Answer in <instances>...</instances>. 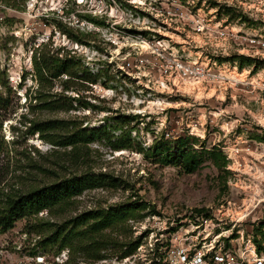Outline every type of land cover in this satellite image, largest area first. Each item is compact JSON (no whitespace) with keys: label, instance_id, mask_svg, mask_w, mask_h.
<instances>
[{"label":"rangeland","instance_id":"obj_1","mask_svg":"<svg viewBox=\"0 0 264 264\" xmlns=\"http://www.w3.org/2000/svg\"><path fill=\"white\" fill-rule=\"evenodd\" d=\"M45 1L0 0V91L6 98L0 105V201L6 193L74 174L90 173L101 183L73 195L70 206L43 209L0 231V264H152L149 242L156 236L164 241L169 227L206 218H213V234L230 227L234 234H254L264 220V151L258 145L264 141V57L243 62L248 56L240 42L194 26L203 21L214 29L224 19L264 34V5L257 18L230 17L216 0H122L117 18L70 5L77 22L73 13L45 11ZM38 46L64 48L79 60L74 89L64 91L78 97L73 107L68 97L44 103L45 95L62 91L67 75L42 87L34 77ZM169 57L201 65L208 75L186 76L180 68L165 73ZM46 119L103 126L110 139L94 137L82 149L85 157L74 160L71 145L53 144L35 131V123ZM180 138L201 156L193 172L160 161V151L175 149ZM119 140L127 147L115 149ZM235 146L242 155L236 162L226 156L223 166L222 152ZM209 150H217L216 157ZM117 207L126 208L123 216L95 233L91 244L72 239L60 248L64 232L54 237L55 230L70 227L80 214L88 220L76 229H87L97 215ZM229 217L241 220H222ZM139 237L143 244L124 255Z\"/></svg>","mask_w":264,"mask_h":264},{"label":"trees","instance_id":"obj_2","mask_svg":"<svg viewBox=\"0 0 264 264\" xmlns=\"http://www.w3.org/2000/svg\"><path fill=\"white\" fill-rule=\"evenodd\" d=\"M231 12L230 17H247L243 12H235L234 9L228 8ZM89 20L94 21L98 24H103L104 20L96 18L94 16H87ZM67 34L72 38L79 40V36L76 35L72 30H68ZM44 49V47L38 46L34 49V77L37 82L42 86H46L48 83H52L54 78L61 77V75H67L62 80V91H57L53 95H45L44 103L46 105H52L55 103H66V97H68L70 106L73 107V101L78 100L77 96H68L64 93L66 90L74 89L73 81L74 76H78L79 71V60L75 58L74 54H70L69 50L62 51L61 47L53 48L52 50ZM243 57V62L251 61L250 57ZM89 79V78H86ZM63 96V97H62ZM55 97V98H52ZM5 97L0 91V105H3ZM72 125V126H71ZM35 131L41 133L42 137L46 138L53 144L68 146L71 145L72 159L79 160L85 157V153L82 152L84 146H87V143L90 142L94 137L103 136L106 139H110L107 134H104L105 128L99 126L96 128H85L81 127L69 120L65 119H46L40 120L35 123ZM123 138V137H122ZM114 143V148H124L127 147V144L124 142ZM186 138H180L178 145L175 149L169 147L164 148L160 151V161L165 164H175L181 165V167L187 172H193L198 169L202 164L201 156L194 146H186ZM217 150H209V155L216 157ZM224 159L223 166L226 167V154L222 152ZM100 178L93 176L90 173L84 174H74L70 177L63 178L59 182L53 183L51 185L32 188L24 193L18 194H9L6 193L4 200L0 201V231L5 232L13 227L15 221L18 219L28 218L32 215L37 214L43 209L52 210L53 207L63 208L70 206V203L73 201L72 196L80 194L83 190L93 187L96 184H99ZM125 207L111 208L108 211L102 212L100 216H96L92 223H90L87 229H76V223H83L88 220L86 214H80L73 221L72 225L68 228L62 227L61 229L55 230L54 237L59 236L64 232V242L60 245V248L69 246L68 241L72 239H87L88 243L95 241L94 234L101 231L104 227L111 225L118 221L123 214L125 213ZM197 212L204 211V208H197ZM92 213V212H89ZM264 220L260 223L259 227H255V232L253 234V239L257 245L259 251H264ZM261 231L262 235H258V232ZM90 238L88 239V237ZM95 238V239H94ZM81 241V240H80ZM82 245L86 247L88 245ZM141 244V237H139L135 246L127 251L124 255H129L133 253L134 249Z\"/></svg>","mask_w":264,"mask_h":264},{"label":"built area","instance_id":"obj_3","mask_svg":"<svg viewBox=\"0 0 264 264\" xmlns=\"http://www.w3.org/2000/svg\"><path fill=\"white\" fill-rule=\"evenodd\" d=\"M45 2V11L59 9L62 14L73 13L74 17L77 16L70 10V5L84 6L87 12L94 15H109L116 18V12H122V0H46ZM130 2L135 3L134 0ZM216 2L217 6L222 7V10L234 8V10H239V12L252 15L255 18L258 17V11L263 12L261 6L264 5V0H216ZM136 3L141 4L142 2L136 1ZM231 23L225 22L224 19H218L213 29L210 23L205 24L203 21H199L194 28L197 32L208 28L207 31L210 35L214 34L225 42H240L242 44L240 52L248 57H264V34L256 31L254 27L247 26L245 22L239 25ZM211 30L213 31L211 32ZM157 41L161 43L160 39ZM143 42L145 43L143 46L148 44L145 39ZM221 45L225 46L224 43ZM143 55L139 56L141 60H143ZM194 65V62L186 63L169 57L165 63L164 71L171 75L174 74L173 70L176 71L180 68L184 70L186 76L196 78L199 77V73L208 75L204 67L201 65L194 67ZM258 145L264 151V141L258 142ZM240 149L238 146L231 149L226 148L224 153L228 159L236 162L242 155ZM253 152L254 149L250 154ZM222 220L224 222L230 220L235 225L241 220V217H229ZM190 221L191 227L184 228V225L179 228L169 227L164 234H161L166 236L164 241L156 236L153 241L149 242L153 253L152 264H264V251L258 250L252 233L244 234V232L238 231V234H234L231 231L233 228L230 227L227 232L221 230L213 234L215 229L213 218H206L200 222ZM209 225L212 228L209 229ZM211 229L213 230L210 231Z\"/></svg>","mask_w":264,"mask_h":264}]
</instances>
